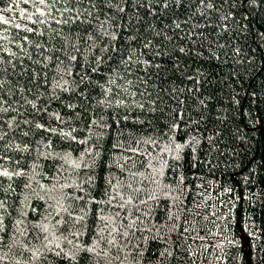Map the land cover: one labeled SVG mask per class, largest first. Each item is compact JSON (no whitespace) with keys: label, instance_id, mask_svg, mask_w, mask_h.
I'll list each match as a JSON object with an SVG mask.
<instances>
[{"label":"trees","instance_id":"16d2710c","mask_svg":"<svg viewBox=\"0 0 264 264\" xmlns=\"http://www.w3.org/2000/svg\"><path fill=\"white\" fill-rule=\"evenodd\" d=\"M4 172L0 264H264V0H0Z\"/></svg>","mask_w":264,"mask_h":264},{"label":"snow or ice","instance_id":"6c2138e0","mask_svg":"<svg viewBox=\"0 0 264 264\" xmlns=\"http://www.w3.org/2000/svg\"><path fill=\"white\" fill-rule=\"evenodd\" d=\"M40 2L41 3H43L44 2V0H40ZM38 127H40V125H37ZM0 174H2V175H5V176H7L8 175V173L7 172H4V173H0ZM45 231H47V228H45L44 229ZM89 251H91V249H89ZM59 254V253H58Z\"/></svg>","mask_w":264,"mask_h":264}]
</instances>
